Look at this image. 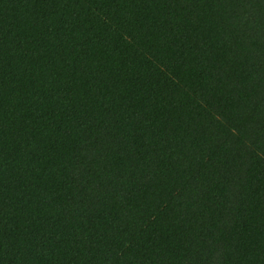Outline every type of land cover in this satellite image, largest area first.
Listing matches in <instances>:
<instances>
[{"label": "trees", "instance_id": "obj_1", "mask_svg": "<svg viewBox=\"0 0 264 264\" xmlns=\"http://www.w3.org/2000/svg\"><path fill=\"white\" fill-rule=\"evenodd\" d=\"M0 264H264V0H0Z\"/></svg>", "mask_w": 264, "mask_h": 264}]
</instances>
